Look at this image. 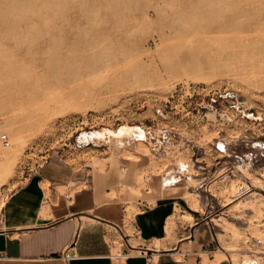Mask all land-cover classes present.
I'll return each mask as SVG.
<instances>
[{
    "label": "rangeland",
    "instance_id": "1",
    "mask_svg": "<svg viewBox=\"0 0 264 264\" xmlns=\"http://www.w3.org/2000/svg\"><path fill=\"white\" fill-rule=\"evenodd\" d=\"M0 133V208L50 166L101 182L123 233L168 198L170 227L200 226L180 253L194 235L200 264H264V0H0Z\"/></svg>",
    "mask_w": 264,
    "mask_h": 264
},
{
    "label": "crops",
    "instance_id": "2",
    "mask_svg": "<svg viewBox=\"0 0 264 264\" xmlns=\"http://www.w3.org/2000/svg\"><path fill=\"white\" fill-rule=\"evenodd\" d=\"M65 179L45 166L24 177L7 195L0 208V264L201 263L197 249L208 239L193 235L189 241L198 246L191 253H180V245L187 243L181 240L190 236L185 235L186 229L194 233L200 226L192 229L191 224L176 220L170 227L169 219L175 213L173 200L135 201L138 210L129 218L131 233L127 234L118 222L125 206L108 199L101 182L75 177L67 183ZM60 187L62 192L57 190ZM117 234L125 237L122 244L119 242L125 253L122 260L111 256L110 239ZM65 251L74 256L62 258ZM177 253L182 254L181 259L175 258Z\"/></svg>",
    "mask_w": 264,
    "mask_h": 264
},
{
    "label": "bare ground",
    "instance_id": "3",
    "mask_svg": "<svg viewBox=\"0 0 264 264\" xmlns=\"http://www.w3.org/2000/svg\"><path fill=\"white\" fill-rule=\"evenodd\" d=\"M111 3H112V2H111ZM189 5H190V4H189ZM152 9H153V8H152ZM202 9H203V8H202ZM203 10H204V9H203ZM185 13H186V11H185ZM144 16H145V17H148V16H149V13L146 12ZM183 16H184V15H183ZM182 21H183V20H182ZM188 21H189V19H188ZM192 22H193V21H192ZM177 23H178V22H177ZM190 24H191V23H190ZM192 24H193V23H192ZM192 24L189 25V26H192ZM223 24H225V23H222V25H219V26H221V27H218V28H220V29H224V28H225V29H226V27L223 28V26H226V25H223ZM230 24H231L232 26L234 25V24H232V22H230ZM230 24H229V26H231ZM194 25H195V24H194ZM117 26H118V25H117ZM176 26L179 27L178 25H176ZM206 26H208V24H206ZM209 26H210V25H209ZM229 26L227 25L228 30H229ZM169 27H170V25H169ZM192 27H193V26H192ZM179 28H181V27H179ZM186 28H188V27H186ZM193 28H194V27H193ZM193 28H192V29H193ZM197 28L199 29L200 27H197ZM170 29L173 30V29H175V28L173 27V29H172V28H170ZM177 29H178V28H177ZM194 29L196 30V28H194ZM194 29L192 30V32L194 31ZM198 29L196 30V31H198L197 34H200L201 32H199ZM220 29H219V30H220ZM225 29H224V30H225ZM183 30H184V28H183ZM224 30H223V33L227 34L228 31H227V32H224ZM185 31L187 32V29H185ZM190 31H191V30H190ZM190 31L187 33V35L189 34L191 39L195 38V37L191 36V35H193V33H191ZM220 31H221V30H220ZM168 32H169V31H168ZM171 32H172V31H171ZM171 32H169V34H170ZM176 32H177V30H176ZM194 32H195V31H194ZM204 32H206V30H204ZM230 32H231V30H230ZM230 32H229V33H230ZM190 33H191V34H190ZM219 34H220V33H219ZM225 34H224V36H229V35H230V34H229V35H225ZM173 35H175L174 32H173ZM187 35H186V33H185L184 37H182V36H183L182 34H181V36L178 35L179 37H181V39H183V42H178L177 44H180L181 47H183V50H186V45L188 44L187 41H185V43H187V44L184 43V38H185ZM189 35H188V37H186V38H189ZM221 35H222V33L220 34V38L222 37ZM237 35H238V34H237ZM237 35H236V37H237ZM241 35H242V34H241ZM243 35H244V34H243ZM164 36H165V34H164ZM194 36L197 37V35H195V34H194ZM198 36H199V35H198ZM207 36H208V34L204 36V39H203V40H205V37H206V39H207V38H208ZM209 36H210V35H209ZM214 36H215V35H214ZM224 36H223V37H224ZM244 36H245V35H244ZM167 37H169V36L167 35L166 38H167ZM210 37H213V35H211ZM218 37H219V35H218ZM218 37L216 36V37H213L212 39H214V38L217 39ZM231 37L233 38V36H230L229 39H230ZM238 37H240V36H238ZM176 38H178V37H174L173 40H176ZM186 38H185V39H186ZM202 38H203V36H202ZM220 38H219V39H220ZM224 38H225V37H224ZM167 39H168V38H167ZM181 39H180L179 41H181ZM198 39H199V38H198ZM198 39L196 38V39H194V41H195V40H198ZM212 39H209V40L211 41V43H212ZM219 39L217 40L218 42H216V43H218V44L220 43L219 46H221V47L224 46L225 43L223 42V45H222V44H221L222 41L219 40ZM229 39L227 38L226 41H228ZM234 39H235V38H234ZM234 39H233L232 42H230V43L234 44V42H235V43L240 44V45H241V44H244V43H246V45H247V43H248V46H249V43L251 42L250 39H249L248 37L239 38L238 40H236V39L234 40ZM241 39H242V40H241ZM169 40H170V39H169ZM171 40H172V39H171ZM171 40H170V42H171ZM177 40H178V39H177ZM200 40H201V39H200ZM200 40H198L197 42L199 43ZM203 40H202V41H203ZM240 40H241V41H240ZM188 41L190 42V39H188ZM194 41H192V42H194ZM202 41H200V43H201ZM210 41H209V42H210ZM214 41H215V40H214ZM219 41H221V42H219ZM223 41H224V40H223ZM226 41H225V42H226ZM229 41H231V39H230ZM233 41H234V42H233ZM237 41H240V42H237ZM164 42H165V41H164ZM172 42H173V41H172ZM192 42H190V43H192ZM205 42H206V40H205L204 42H202V45H203ZM209 42L207 41L208 44H209ZM168 43H169V42H168ZM174 43H176V41H175ZM194 43H195V42H194ZM200 43H199V45H200ZM211 43H210V44H211ZM214 43H215V42H214ZM226 43H227V42H226ZM228 43H229V42H228ZM228 43H227V45H229ZM192 44H193V43H192ZM210 44H209V45H210ZM252 44H253V43H252ZM252 44L250 43L251 46H249V48L246 47V46L244 47V48H245V52H246V51H249V52L251 51L250 48L252 47ZM172 45H174V44H172ZM180 45H179V47H180ZM202 45H201V46H202ZM205 45H206V44H205ZM215 45H217V44H215ZM227 45L225 44V46H227ZM244 45H245V44H244ZM170 46H171V45H170ZM193 46H194V44H193ZM219 46H218V47H219ZM254 46H255V45H253V47H254ZM260 46H261V45H260ZM260 46H259V47H260ZM173 47H174V46H173ZM241 47H242V45H241ZM253 47H252V48H253ZM255 47H258V46H255ZM247 48H248L249 50H247ZM252 48H251V49H252ZM260 48H261V47H260ZM172 49H173V48H172ZM253 49H254V48H253ZM253 49H252L253 53H254V50H255V49H257V50L260 51L259 48H255L254 50H253ZM226 50H227V49H226ZM226 50H225V51H226ZM228 50H229V49H228ZM257 50H255V53L257 52ZM172 51H173V50H172ZM175 51H176V50L174 49V52H175ZM188 51H189V50H187V52H188ZM225 51H224V52H225ZM261 51H262V50H261ZM261 51H260V52H261ZM174 52H173V53H174ZM190 52H191V51H190ZM188 53H189V52H188ZM222 53H223V52H222ZM229 53H232V52H229ZM233 53H234V52H233ZM235 53H236V52H235ZM250 53H251V52H250ZM182 54H183V53H182ZM236 54H239V53H236ZM256 54H257V53H256ZM232 55H233V54H232ZM234 56H236V55L234 54ZM249 56H250V55H249ZM251 56H252V55H251ZM254 57L257 58V57H258V54H257V57H256L255 54H254V56H252V58H254ZM255 58H254V59H255ZM254 59H253V60H254ZM251 60H252V59H251ZM256 60H257V59H256ZM140 64H141V63H140ZM11 118H12V117H11ZM15 118H16V117H15ZM8 119H10V118H8ZM8 119H6L5 121H8ZM12 119L14 120V118H12ZM13 120H9V121H8L9 123H11V124H8L9 126L12 125ZM10 121H11V122H10ZM15 121H16V120H15ZM5 123H7V122H5ZM16 123H18V122L16 121ZM16 123H14V125H15ZM19 124H20V123H18V128L21 127V125H20V127H19ZM9 126H8V129L10 128ZM15 126H17V125H15ZM14 130H16V131H14L13 134L16 132L17 136H19V130H18V129H14ZM8 131H10V129H9ZM16 134H14L13 137H15ZM21 134H22V133H21ZM15 138H16V139H15ZM15 138H14V139L17 141V137H15ZM18 138H20V136H19ZM8 140H9V138H8ZM11 140H12V139H11ZM20 142H21V141H19V143H20ZM11 144H12V143H11ZM0 146H1L2 148L5 149V148H7L9 145H7V146H3V144H2V142H1V140H0ZM10 148H11V147H10ZM13 148H14V147H13ZM11 150H12V149H11ZM11 150H10V151H11ZM5 151H6V149H5ZM8 151H9V150H8ZM8 151H7V152H8ZM8 153H10V152H8ZM11 154H12V153H11ZM11 158H12V156H11ZM6 162H7V161H6ZM6 164H7V163H6ZM8 165H9V164H8ZM9 166H10V165H9ZM8 169H9V168H8ZM170 224H171V223H170Z\"/></svg>",
    "mask_w": 264,
    "mask_h": 264
},
{
    "label": "built area",
    "instance_id": "4",
    "mask_svg": "<svg viewBox=\"0 0 264 264\" xmlns=\"http://www.w3.org/2000/svg\"><path fill=\"white\" fill-rule=\"evenodd\" d=\"M0 140H1L2 144H3V146H7V145H9V140H8V136H7L6 133H0ZM122 243H123V240L121 241V244H122ZM110 244H111V246H112L113 248L118 247V248L115 250L114 253L111 252V256H112V257L119 258V257H121V256H123V257L125 256V253H124V252L122 251V249H121V244H120V243H118L117 241H115V240L112 239L111 242H110ZM117 244H118V245H117ZM202 247H203L204 251L206 252V254H208V256L212 255L213 250H211V249L208 248V244H205V245H203ZM2 256H3V255L0 253V258H1ZM73 256H74V254L71 253V252H68V251L63 252V254H62V258H64V259H70V258L73 257Z\"/></svg>",
    "mask_w": 264,
    "mask_h": 264
}]
</instances>
